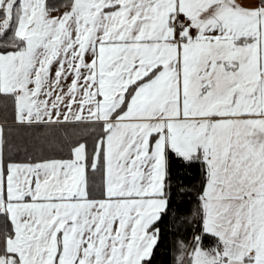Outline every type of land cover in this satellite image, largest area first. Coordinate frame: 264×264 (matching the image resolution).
Returning a JSON list of instances; mask_svg holds the SVG:
<instances>
[{"label":"snow or ice","instance_id":"1","mask_svg":"<svg viewBox=\"0 0 264 264\" xmlns=\"http://www.w3.org/2000/svg\"><path fill=\"white\" fill-rule=\"evenodd\" d=\"M0 97V264H264V0H0Z\"/></svg>","mask_w":264,"mask_h":264},{"label":"trees","instance_id":"2","mask_svg":"<svg viewBox=\"0 0 264 264\" xmlns=\"http://www.w3.org/2000/svg\"><path fill=\"white\" fill-rule=\"evenodd\" d=\"M50 6L58 5L60 9L63 8L64 0H48ZM11 107L10 101L5 100L0 97V123L5 124V136L8 141H10L14 147H19L24 149L27 147L28 151H39L43 148L45 151L49 150V144L45 142L46 134L34 129H25V128H8L5 121L8 111ZM73 135L71 129L68 130V135L65 136L64 133H58V139L66 141ZM50 139V137H49ZM98 179V177H97ZM5 228V222L3 217H0V231H3ZM166 260L169 258H165Z\"/></svg>","mask_w":264,"mask_h":264},{"label":"rangeland","instance_id":"3","mask_svg":"<svg viewBox=\"0 0 264 264\" xmlns=\"http://www.w3.org/2000/svg\"><path fill=\"white\" fill-rule=\"evenodd\" d=\"M56 12L54 11L53 14H55Z\"/></svg>","mask_w":264,"mask_h":264},{"label":"crops","instance_id":"4","mask_svg":"<svg viewBox=\"0 0 264 264\" xmlns=\"http://www.w3.org/2000/svg\"><path fill=\"white\" fill-rule=\"evenodd\" d=\"M56 14V13H55ZM1 124V123H0Z\"/></svg>","mask_w":264,"mask_h":264}]
</instances>
